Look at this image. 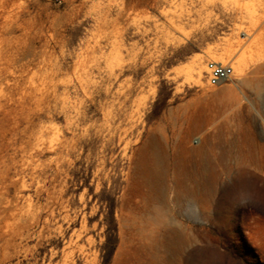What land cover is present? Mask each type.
Here are the masks:
<instances>
[{"label": "rangeland", "instance_id": "1", "mask_svg": "<svg viewBox=\"0 0 264 264\" xmlns=\"http://www.w3.org/2000/svg\"><path fill=\"white\" fill-rule=\"evenodd\" d=\"M0 264H264V0H0Z\"/></svg>", "mask_w": 264, "mask_h": 264}, {"label": "bare ground", "instance_id": "2", "mask_svg": "<svg viewBox=\"0 0 264 264\" xmlns=\"http://www.w3.org/2000/svg\"><path fill=\"white\" fill-rule=\"evenodd\" d=\"M240 36H242V37L244 36V35L242 34V32H240ZM228 56H229V54H227V52H224L222 58L225 59V58H227ZM212 60L215 61V62H221V61H220L219 59H217V58H212ZM203 69L208 71V69H207L205 66H202L200 63H198V64L196 65V67H195L196 74H197V77H198V81H197V82L200 81V78H201V75H202V71H203ZM234 69H235V72H237V73L239 74V76H241V77L238 78V79H240L239 83L241 84V83H245V82H247V80H245L246 78L244 77V74H243L242 64H241V62H240L239 60H237V61L235 62ZM207 71H206V72H207ZM244 78H245V79H244ZM239 83H238V84L235 83V84H236L237 89L240 91L241 89H240ZM256 86H258V84H256ZM241 91H242V90H241ZM241 91H240V92H241ZM243 95H244V94H243ZM241 98H242V97H241ZM243 98L246 99L245 96H243ZM201 155H202V158H203L205 161H207V156L204 155L203 153H202ZM238 163H240V164H244V165H246L247 167H250L251 169H253V170H255V171L263 172V166H262V163H261L259 160L255 159V158H251V159H249V160H246V159H244V158H239V159H238ZM240 164H239V166H240ZM157 171H158L157 169H154V170L150 171L149 174L156 175V174H157Z\"/></svg>", "mask_w": 264, "mask_h": 264}, {"label": "built area", "instance_id": "3", "mask_svg": "<svg viewBox=\"0 0 264 264\" xmlns=\"http://www.w3.org/2000/svg\"><path fill=\"white\" fill-rule=\"evenodd\" d=\"M206 66V82L209 86H218L233 74V67L228 63L208 61Z\"/></svg>", "mask_w": 264, "mask_h": 264}]
</instances>
